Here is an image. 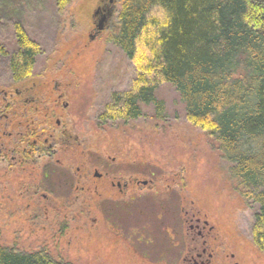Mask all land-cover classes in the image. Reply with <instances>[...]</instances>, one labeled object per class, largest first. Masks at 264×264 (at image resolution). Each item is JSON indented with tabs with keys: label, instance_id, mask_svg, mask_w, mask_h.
Wrapping results in <instances>:
<instances>
[{
	"label": "rangeland",
	"instance_id": "374dc122",
	"mask_svg": "<svg viewBox=\"0 0 264 264\" xmlns=\"http://www.w3.org/2000/svg\"><path fill=\"white\" fill-rule=\"evenodd\" d=\"M55 1L0 0V86L10 82L8 65L16 49L12 28L18 23L38 46L33 76L40 80L45 69L51 85L58 81L66 87L71 171L79 164L73 156L83 153L91 176L105 162L119 176L159 184L156 200L151 199L154 214L157 203L162 205L160 229L154 226L155 218L130 222L126 212L111 215L114 190L91 178L84 195L71 201L67 219H31L25 206L14 213L15 207L0 197V244L21 252L42 250L70 264H181L179 256L191 249L189 225L197 220L210 231L203 240L213 253L212 263L264 264L251 240L254 208L236 189L217 145L189 125L174 88L145 67L147 47L138 44L129 59L108 41L118 30L119 0L115 16L104 21L101 32L95 30L103 17L95 14L97 0H72L61 10ZM142 86H153L152 98L160 103L162 119L156 118L151 105L142 106L141 117L133 121L101 119L116 96ZM117 205L127 203L118 200ZM66 223L68 228H62ZM159 231L163 252H157ZM166 231L180 236L177 253L166 248L174 244ZM196 241L200 247L202 240ZM149 244H155L152 252Z\"/></svg>",
	"mask_w": 264,
	"mask_h": 264
},
{
	"label": "trees",
	"instance_id": "16d2710c",
	"mask_svg": "<svg viewBox=\"0 0 264 264\" xmlns=\"http://www.w3.org/2000/svg\"><path fill=\"white\" fill-rule=\"evenodd\" d=\"M71 1L55 3L61 10ZM119 2L118 30L108 41L129 59L138 44L147 47L145 67L174 88L186 121L217 145L236 189L252 204L251 240L264 256V0ZM12 29L8 68L18 75L32 69L38 46L18 23ZM153 89L116 96L101 119L133 121L149 105L162 119ZM0 264L70 263L0 244Z\"/></svg>",
	"mask_w": 264,
	"mask_h": 264
},
{
	"label": "flooded vegetation",
	"instance_id": "af4514ba",
	"mask_svg": "<svg viewBox=\"0 0 264 264\" xmlns=\"http://www.w3.org/2000/svg\"><path fill=\"white\" fill-rule=\"evenodd\" d=\"M116 1L97 0L94 10L97 14H103L109 22L115 16ZM8 71L10 82L0 86V197L15 207L14 213L21 212L20 207L25 206L31 219L51 221L54 216L67 219L71 201H78L79 196L84 195L85 187L93 183L91 178H94L114 190L110 196L111 215L114 212H126L130 222L155 218L157 222L151 221L150 225L153 228V223L154 226L158 224L160 229L162 205L157 203L156 214L152 210L159 194V184L140 181L136 177L119 176L105 162L94 168L91 176V170L82 159L83 153L73 156L79 158V164L71 171L68 151L71 134L69 123L66 122L68 118L65 117L68 98L64 90L66 87L58 81L51 85L47 78L50 72L45 69L41 72L40 80L33 76L32 70L26 69L18 75L10 68ZM74 195L75 198L71 199ZM118 200H124L126 207H118ZM32 201L36 204L31 205ZM198 222L196 220L195 226L189 225L191 249L186 256H179L181 264H219L212 263L213 253L206 240H203L210 231L206 230L205 222L201 227ZM61 227L68 228V223ZM129 232L133 238V226ZM137 234L143 238L142 233ZM166 234L170 241L174 240L173 246L167 243L166 248L176 252L181 246L180 236L175 233L171 237L169 231ZM157 236L160 240L157 252H160L164 249L160 231ZM196 238L202 240L200 247ZM153 246L155 244H149V252L153 251Z\"/></svg>",
	"mask_w": 264,
	"mask_h": 264
},
{
	"label": "water",
	"instance_id": "95a60500",
	"mask_svg": "<svg viewBox=\"0 0 264 264\" xmlns=\"http://www.w3.org/2000/svg\"><path fill=\"white\" fill-rule=\"evenodd\" d=\"M95 14H97V12H96ZM104 21H105V17L103 16V17L101 18L100 22H99V25H97V27H96V29H95V30H97V32H101V31L104 29V28H103V23H104Z\"/></svg>",
	"mask_w": 264,
	"mask_h": 264
}]
</instances>
